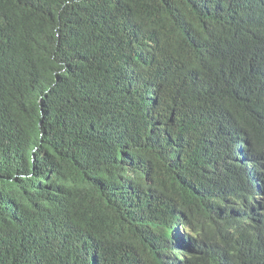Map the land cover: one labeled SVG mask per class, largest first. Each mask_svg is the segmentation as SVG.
<instances>
[{
  "label": "trees",
  "instance_id": "obj_1",
  "mask_svg": "<svg viewBox=\"0 0 264 264\" xmlns=\"http://www.w3.org/2000/svg\"><path fill=\"white\" fill-rule=\"evenodd\" d=\"M0 264H264V0H0Z\"/></svg>",
  "mask_w": 264,
  "mask_h": 264
}]
</instances>
